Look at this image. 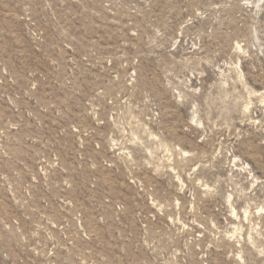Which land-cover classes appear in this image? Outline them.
I'll return each mask as SVG.
<instances>
[{"label":"rangeland","instance_id":"374dc122","mask_svg":"<svg viewBox=\"0 0 264 264\" xmlns=\"http://www.w3.org/2000/svg\"><path fill=\"white\" fill-rule=\"evenodd\" d=\"M0 264H264V0H0Z\"/></svg>","mask_w":264,"mask_h":264}]
</instances>
